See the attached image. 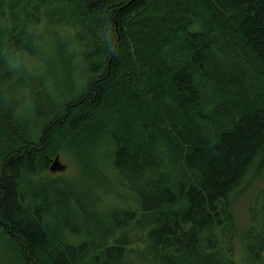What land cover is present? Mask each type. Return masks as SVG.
<instances>
[{
  "label": "trees",
  "instance_id": "obj_1",
  "mask_svg": "<svg viewBox=\"0 0 264 264\" xmlns=\"http://www.w3.org/2000/svg\"><path fill=\"white\" fill-rule=\"evenodd\" d=\"M43 17L87 40L72 55L86 73L35 137L17 93L42 78L13 58L43 54ZM101 144L121 204L106 223L97 202L63 190V209L100 233L66 242L46 222L60 192L34 185L72 151L103 175ZM0 228L28 264H127L132 245L151 264H264V0H0Z\"/></svg>",
  "mask_w": 264,
  "mask_h": 264
},
{
  "label": "rangeland",
  "instance_id": "obj_2",
  "mask_svg": "<svg viewBox=\"0 0 264 264\" xmlns=\"http://www.w3.org/2000/svg\"><path fill=\"white\" fill-rule=\"evenodd\" d=\"M50 13L51 19L55 21L57 16L56 9L52 12L51 8V10H49V14ZM164 14L165 12H163L162 15ZM37 30L41 33L43 40L40 46L41 49L38 48L39 54L41 51L43 54L36 57H31L26 54L23 56L16 55L13 58V64L16 67L28 72L35 71V75L42 78L41 81L37 82L35 77L32 78L31 83L36 84L34 90L24 89L22 92L17 93V95L21 97L18 109L24 119L30 121L29 128L32 135H35V137L42 130V124L45 122L44 115H46L44 111H46L50 105H56L58 102L66 103L71 96H78L82 93V88L85 87V81L83 85L86 73L85 61L80 54L78 57H72V55L76 53L77 50L81 51L84 46L83 44L87 42L85 39H74L73 31L63 23L49 24L46 17H43L41 23L37 26ZM220 49L223 48L215 49L218 55ZM249 54L250 53L241 54V57H247ZM220 57H222L224 61H227L228 66L229 62L234 61L233 58L228 60V58L223 57V55ZM230 57L233 56L231 55ZM70 76L71 78L69 79ZM37 102L43 105L44 109L39 111L41 112L39 119L34 120L33 110ZM104 149V144L99 145L98 151L95 156L92 157V162H98L96 166L100 167L103 175L94 172L95 168L90 163V155L80 157L76 152L72 151L63 159L61 158L62 160H59L60 164L63 165L61 168L63 167L65 170L52 173L56 175H49V177L44 180L43 184L36 183L34 185L35 189L44 187L48 192H60L61 196H58L60 200H57V198L55 199V204L57 206L52 205L50 210L51 214L46 217V222L51 226L56 225L60 230V235L66 242L81 240L85 241V243L90 246L91 243H95L100 233L97 235L90 233L89 225H83L84 220L71 217L72 213L70 212V208L69 211L63 209L64 206L60 203H66L68 207L73 206V202L66 199L63 195V190L69 192L70 189L71 194H75L83 203L89 204L90 202H97V212L106 223L111 216H115L114 213L119 208V204H121L120 199L116 196L118 193L117 189H119L117 186V179L118 176H121L117 174L115 169L108 167L104 162V159L109 161L103 154ZM85 161H87V165ZM58 177L60 180L55 183L54 180ZM127 184L131 187H137L136 184H133L132 180ZM25 189L28 188L25 187ZM49 196L52 197L50 194ZM47 204H49V201H44L42 205ZM57 208L60 209V213L56 212ZM245 209L246 204L244 203V198L241 199L240 197L235 207L237 223L240 228L245 222ZM141 221L143 223L145 218L141 217ZM2 233V228H0V264H28L26 261L23 262L20 260L21 255L19 256V250L9 243V236L7 234L3 235ZM143 236V233L137 235L133 233L129 234V238L132 241L135 239H143ZM235 246L239 249L240 245H238L237 240H235ZM131 249L133 252L130 253L127 264H151L149 262L150 257L146 247L132 245ZM95 254L98 253L94 252V255Z\"/></svg>",
  "mask_w": 264,
  "mask_h": 264
},
{
  "label": "water",
  "instance_id": "obj_3",
  "mask_svg": "<svg viewBox=\"0 0 264 264\" xmlns=\"http://www.w3.org/2000/svg\"><path fill=\"white\" fill-rule=\"evenodd\" d=\"M61 166H63V165L60 164L59 157L56 156L50 162L49 171L52 172V173H54V172H57V171L60 172V171L65 170V168H63V167L61 168Z\"/></svg>",
  "mask_w": 264,
  "mask_h": 264
}]
</instances>
